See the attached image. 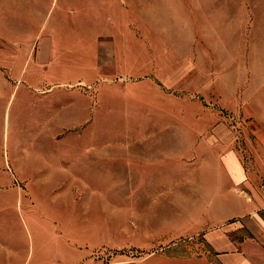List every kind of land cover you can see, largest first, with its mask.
<instances>
[{"label":"rangeland","instance_id":"obj_1","mask_svg":"<svg viewBox=\"0 0 264 264\" xmlns=\"http://www.w3.org/2000/svg\"><path fill=\"white\" fill-rule=\"evenodd\" d=\"M97 1L87 0L89 39ZM114 5L113 19L129 14L132 30L97 36L114 38L118 57L134 59L135 72L120 75L145 77H95L67 88L70 99L57 107H71V125L35 121L37 94L22 104L20 91L0 108V264H218L228 250L225 234L247 239L232 220L208 222L224 219L208 206L220 194L221 171L192 169L193 157L208 152L197 128L203 123L226 126L248 164L256 140L248 127L264 85V0ZM89 48L87 75H99ZM191 75H216V91L192 92ZM143 152L151 153L152 168L135 170ZM161 162L168 167H155Z\"/></svg>","mask_w":264,"mask_h":264},{"label":"crops","instance_id":"obj_2","mask_svg":"<svg viewBox=\"0 0 264 264\" xmlns=\"http://www.w3.org/2000/svg\"><path fill=\"white\" fill-rule=\"evenodd\" d=\"M51 1L50 3L49 0H0V108L5 111L10 107L20 91L23 92L22 104L26 98L37 94V104L33 108L34 120L39 121L42 127L55 125L57 120H60L58 123L71 125L73 121L71 107H57L65 103L66 98L70 99V91L67 88L92 85L88 84V80L95 77L104 82L118 78L141 79L146 76L120 75L119 71L122 74L124 71L135 72L134 59L132 61L129 56L120 53L118 57L116 49L120 45L114 38L97 36L100 32L132 30L129 14L128 17L120 14L117 20L113 19L115 0L97 1L98 10L95 14L93 28L95 32L92 39L86 34L89 26L87 0ZM110 5V20L107 21L104 13L105 10H110ZM89 45L94 49L93 71L100 69V73L97 71L99 75H87L89 70L87 55L89 57L88 49H91ZM125 63L127 68L121 66ZM188 76L161 75V78L174 77L177 80H184ZM191 76L190 78L194 79V83L191 84L192 92L203 90L204 94L212 95L216 91L218 87L214 80L216 75ZM196 79L198 81H195ZM263 97L264 85L259 97L255 99L257 118L252 120V125L248 127V132L251 129L256 130V140L255 145L248 144L250 153L246 167L240 153L238 155L236 152L234 146L236 138L226 126L222 124L211 126L209 123L197 126L199 130L201 128L205 130L203 141L207 143L208 152L205 157H201L200 154L193 157L198 164L196 170L192 169V172L199 174L216 168L221 171L217 175L223 176V184L216 187V190L218 188L220 191L217 202L208 206L220 208L224 213V219H209L208 222L224 223L232 220L231 223L247 233V239L240 243L225 234V239L229 240L228 250L216 258L218 264H264ZM193 126L195 128V125ZM216 148L223 153L217 155ZM151 156L149 152L137 155L139 158H134L133 165L135 170L151 169ZM249 163L254 164L252 169H248ZM160 164L155 167L165 169L168 167L167 163ZM214 164L215 167H210ZM67 241H65L67 246L79 250L77 242L74 244Z\"/></svg>","mask_w":264,"mask_h":264}]
</instances>
